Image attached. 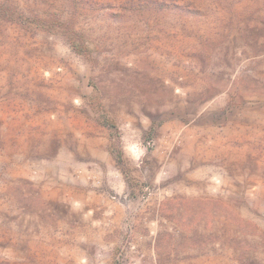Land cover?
<instances>
[{"label": "rangeland", "instance_id": "374dc122", "mask_svg": "<svg viewBox=\"0 0 264 264\" xmlns=\"http://www.w3.org/2000/svg\"><path fill=\"white\" fill-rule=\"evenodd\" d=\"M0 264H264V0H0Z\"/></svg>", "mask_w": 264, "mask_h": 264}]
</instances>
